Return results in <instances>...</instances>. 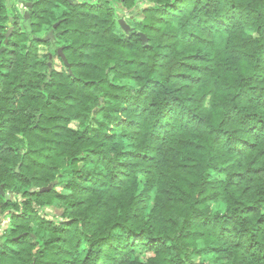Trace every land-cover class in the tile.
<instances>
[{
  "label": "trees",
  "instance_id": "obj_1",
  "mask_svg": "<svg viewBox=\"0 0 264 264\" xmlns=\"http://www.w3.org/2000/svg\"><path fill=\"white\" fill-rule=\"evenodd\" d=\"M7 1L0 188L13 195H0L8 216L0 264H96L102 253L117 264H183L169 235L178 227L188 264H264V170L243 159L264 138V0H30L22 29ZM138 2L141 18L125 19L126 32L118 7L129 15ZM44 27L52 41L40 36ZM225 105L246 108L244 135L230 149L240 160L220 167L230 174L223 196L208 181L190 203L198 178L189 173L216 141L206 129L228 131ZM106 161L116 169L112 183L65 166ZM47 208L59 213L47 218ZM121 234L116 248L110 238ZM136 248L148 253L144 261L129 257Z\"/></svg>",
  "mask_w": 264,
  "mask_h": 264
},
{
  "label": "clouds",
  "instance_id": "obj_2",
  "mask_svg": "<svg viewBox=\"0 0 264 264\" xmlns=\"http://www.w3.org/2000/svg\"><path fill=\"white\" fill-rule=\"evenodd\" d=\"M90 3H94L95 0H89ZM159 107V106H157ZM245 109H235L232 111L228 110V106L225 105L222 109L224 113L225 123L228 125L227 132L217 133L214 128L208 127L206 129V134L209 136H216V141L213 143L211 149L208 152L207 158L201 163L196 162L195 168L196 170L189 175L196 176L198 179L191 185V190L187 193L188 201H200L201 192L203 191L205 185L208 181H211L213 190L219 193L221 196L224 195V189L229 181V173L227 171H221L220 167L222 165H232L234 161H239L240 157H237L230 149L233 145L238 143V138L244 135L243 128L244 126L241 124V120L243 118V114ZM156 110L154 109L153 112ZM95 125H93L94 127ZM223 127V126H222ZM251 139V136L247 137ZM173 141H170L172 143ZM259 147L255 152H251L246 155L244 159V163L247 164L248 161L255 157V167L261 168L264 170V138H261L259 141ZM108 152L110 157L115 158V153L109 149H105ZM106 166L94 165L89 168H85L83 165H65L66 167H77L81 169V172L91 173V176L95 178L96 183H100L101 181H106L108 183H112L116 177L113 176V173L116 172V169L112 166L111 161L105 162ZM207 174V175H206ZM118 176V173H117ZM174 177L170 180V183L174 182ZM64 180L68 181L71 185H77L82 183V180H78L75 175H65ZM107 187V184H105ZM73 194L70 190H66V199L64 204L67 205L72 199ZM231 210V206L229 207ZM220 211H224V209H220ZM155 216H145L143 221L141 222V227L148 228L150 224L153 223ZM115 231V230H113ZM184 231L183 228L178 227L176 231L170 233L169 235L172 237L171 243L177 246V258L183 259V264H188V259L183 258L184 252H187L188 249L183 246V242L181 240V233ZM111 243L114 247L119 248V246L124 243L123 234L111 237ZM4 241L0 238V244H3ZM103 243V242H101ZM84 249H81V255ZM112 253H102L100 256V260L96 262V264H117L111 259ZM74 258L75 254H74ZM191 259H195L192 257ZM77 264H79V260L77 259Z\"/></svg>",
  "mask_w": 264,
  "mask_h": 264
},
{
  "label": "rangeland",
  "instance_id": "obj_3",
  "mask_svg": "<svg viewBox=\"0 0 264 264\" xmlns=\"http://www.w3.org/2000/svg\"><path fill=\"white\" fill-rule=\"evenodd\" d=\"M70 1L71 2H74L75 0H70ZM78 1H82V0H78ZM7 4H9L10 6H12L16 10L17 23H18L17 26L20 29H22V26L21 25L23 24L24 14H27L28 15L30 0H8L7 1ZM142 5H143V3L138 2L137 7L139 9L136 7L135 10L132 12V14H129V15L127 14L126 11H124V13H122L123 10H125V9H123L122 7L121 8L118 7V11L119 12H118L117 15H118L119 18H123L124 20L125 19L128 20V17H132V16L135 19H140L141 18L140 12H141ZM50 32H51V30H49L47 27H44L39 32V34H40V36H47ZM51 34L53 36V33L52 32H51ZM40 48L47 51V48L48 47H46L44 45H41ZM47 52H49V51H47ZM55 62H56L55 63V67H56V64L58 66H60V63H59L58 60H55ZM68 126H69V128L71 130H74V131H76L78 129V124L76 122H74V121L70 122ZM139 181H140V183L143 182V177L141 175L139 176ZM8 194H9V197L13 195L12 193H8ZM221 206H222V203H215V205H214V207L216 209H218V208L220 209ZM44 212H45L47 218H52V215L58 214L59 213V210L54 209V208H47ZM7 217L8 216H6V215L5 216L2 215V212H1V209H0V233H3L6 230V226L8 224L7 223ZM147 256H148V253L145 252V250L140 249V248L132 249L131 254L129 255V257L131 259L132 258H135V257H138L139 259H141L143 261L147 258Z\"/></svg>",
  "mask_w": 264,
  "mask_h": 264
},
{
  "label": "water",
  "instance_id": "obj_4",
  "mask_svg": "<svg viewBox=\"0 0 264 264\" xmlns=\"http://www.w3.org/2000/svg\"><path fill=\"white\" fill-rule=\"evenodd\" d=\"M27 18V14L24 15V19ZM120 26L123 28V30H125L126 32H128L129 30H131L132 28L126 24L125 20L124 19H119L118 20ZM10 24V23H9ZM53 27H56V24L53 25ZM11 30H8V33L10 32ZM8 35V34H7ZM141 36V39L143 41V43L146 41V38L143 34L140 35ZM49 38H52V34L51 32L45 37V39H49ZM58 55L62 58L63 62L67 65V62H66V59L65 57L63 56V54L61 53V49H58ZM57 183V181H54L52 182L49 186L47 187H44V188H41L40 191H47V190H50L52 188L53 185H55ZM0 195H3L5 196L6 199L9 198V194L5 193L2 189V187L0 188Z\"/></svg>",
  "mask_w": 264,
  "mask_h": 264
},
{
  "label": "flooded vegetation",
  "instance_id": "obj_5",
  "mask_svg": "<svg viewBox=\"0 0 264 264\" xmlns=\"http://www.w3.org/2000/svg\"><path fill=\"white\" fill-rule=\"evenodd\" d=\"M24 15H25V14H24ZM27 18H28V15H27ZM27 18H26V19H27ZM24 21H25V19L23 20V23H24ZM9 23H10V24H9ZM11 23H12V20H10V22H8V24L10 25V28H9V30H11V31H12V30H13V27H14V25L12 26V25H11ZM11 31H10V32H11ZM10 32H9V33H10ZM51 32H52V31H51ZM9 33H8V34H9ZM45 37H46V36H43V39H44V40H47V39H45ZM48 40L52 41V40H53V36H52V38H49ZM59 49H60V48H59ZM57 51H58V50H57ZM50 58H51V57H50Z\"/></svg>",
  "mask_w": 264,
  "mask_h": 264
}]
</instances>
